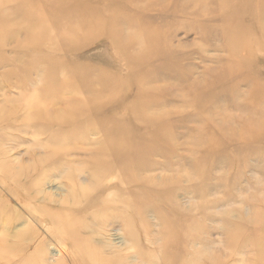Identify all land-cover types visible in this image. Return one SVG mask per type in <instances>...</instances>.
Returning a JSON list of instances; mask_svg holds the SVG:
<instances>
[{
	"label": "rangeland",
	"instance_id": "obj_1",
	"mask_svg": "<svg viewBox=\"0 0 264 264\" xmlns=\"http://www.w3.org/2000/svg\"><path fill=\"white\" fill-rule=\"evenodd\" d=\"M23 1L0 0V16ZM75 1L99 32L65 59L78 60L89 78L109 72L118 83L94 99L98 115L62 130L57 119L32 120L29 108L37 89L58 81L0 67V246L4 239L10 256L0 264H154L151 250L176 248L192 250L197 264H264V22L255 19L264 0ZM91 94L67 90L49 109ZM38 107L46 108L43 98ZM125 134L139 154L101 180L105 192L93 188L82 179L86 165L102 142ZM119 174L136 180L140 202L131 207ZM101 191L108 201L90 203ZM111 206L125 215L113 219ZM61 208L80 213L71 211L66 225L44 218ZM167 230L179 240L167 244Z\"/></svg>",
	"mask_w": 264,
	"mask_h": 264
},
{
	"label": "bare ground",
	"instance_id": "obj_2",
	"mask_svg": "<svg viewBox=\"0 0 264 264\" xmlns=\"http://www.w3.org/2000/svg\"><path fill=\"white\" fill-rule=\"evenodd\" d=\"M38 1L41 0H24L22 4H10L3 8V13L0 16V46L4 47L6 54L4 57L0 58V67L12 68L6 73L7 76H13L19 71L33 73L41 70L46 74L44 75V80L41 83L50 85L58 81L56 85H52L48 89L36 90V93L32 96L33 98H31L29 105V108L34 109L35 112H33L30 117L32 120L38 118L57 119V121L63 123L62 130H65L67 122H72L75 125V129H77V127L87 124L90 121V117L99 114V111L103 109L101 108L102 104L94 99L100 98V95H104V91H115V85H117L118 81H116V78L112 77L113 74L109 72L96 77V80L89 78L83 71V65L79 63L78 60L68 61V59H65L67 49H75V47L91 42L98 36L99 24H94L90 21L85 22L84 19H80V15H78L77 10L80 7L83 9V6L75 0H44L46 3L42 7L37 5ZM255 19L257 22H264V8L262 9V12L255 17ZM70 22H74L73 25L69 24ZM261 29L264 30L263 28ZM71 33L76 36H73L75 37V39L73 38L74 40L70 38ZM72 41L76 42V45H73V47ZM160 52H162L161 49L153 51L154 54H159ZM151 54L152 53L150 52L148 57H150ZM32 60H36L35 65L30 63ZM134 61L140 62L144 60L142 58H135ZM72 77L75 81L76 78H78L79 82L73 84L72 79H70ZM37 83L38 82H32V84ZM15 84L16 87L23 86V82L21 81H17ZM100 85L103 87H99ZM67 90H72L74 94H76V92L82 93V91L92 92L90 95L92 97L88 98V95H83V97L78 98L77 96L73 99L75 100L73 103V100L70 102H64L66 106L59 112L51 111L49 109L50 103L59 93L67 92ZM41 98H43L46 105V108L44 107V109L38 107V101L41 100ZM94 102L97 103V105L94 106ZM106 106L107 105H105V107ZM4 118L7 117L5 116ZM38 121V126H45L43 122ZM117 126H119V124H115L114 129H117ZM124 126L126 127V130H128L130 122L125 121ZM102 143L103 145L101 146V149L98 150L97 156L92 160L89 159L90 161L86 165L88 168H84L88 171L86 174L89 179L87 178V175L86 177H84L85 175L82 177L79 174V176H81L82 179L84 178V180L92 185L93 188H95L93 185H97L100 186L99 189L105 192V188L101 186V180H104L105 177L111 175L114 171L113 169H128L130 160H132L134 156L138 155L140 151L134 149L128 134H125L120 138H114L112 141L108 140L106 143ZM84 173L85 171H83V174ZM117 173L118 172H116V175ZM18 177H15L17 181L19 180ZM118 177L119 178H116V180L118 179L126 184V189H121L125 195L124 203L128 207H131L136 204V202H140L133 194V191L135 190L132 184L136 183L134 177L126 174H119ZM3 180L7 182V179ZM105 181L106 179L104 182ZM13 182L15 183L16 181ZM88 183L87 185H89ZM121 185L122 184L119 183V186ZM140 185L141 184H139V186ZM112 186L115 188L116 184L114 183ZM140 187L141 189L143 188L144 190L151 192L150 194L154 197L163 195V191H158L150 186L147 187L146 184L144 186L141 185ZM83 190H85V188ZM103 191L99 192L100 194L98 195L91 198L89 197L90 203L100 204L105 203L103 201H108L110 196L109 194H105ZM118 195L119 192H115L112 196V199L117 202V204L119 201ZM31 207L35 209L33 206ZM111 207L108 209L114 212L112 217L115 218L113 219L121 218L125 215L124 212H122L120 216L115 215L121 213L119 207ZM71 211L77 212L72 209L67 210L61 208L47 211L46 213H43V215L44 218L48 219L50 222H58L61 225H66L65 221L67 222L69 220ZM77 213H80V210ZM4 222L5 221H0V225L2 223L3 229L5 226ZM9 226L10 223L7 222L6 228L8 229ZM167 232V244L168 239L171 243L179 240V236L175 234L176 232H171L170 230H167ZM3 240L4 239L1 240L2 246H0V251L2 252L0 253L1 261L10 259V256L8 255V248L5 240ZM150 252L151 256L155 255V258L158 259L154 262V264H197L195 258L189 257V255L192 254V250H186L183 252L176 248L172 251L165 249L160 251L151 250ZM93 259V264H114V262H107L105 260H101V263H97L95 262L97 257H93ZM144 261L149 263L147 259H144Z\"/></svg>",
	"mask_w": 264,
	"mask_h": 264
}]
</instances>
